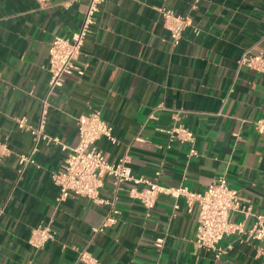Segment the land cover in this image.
Here are the masks:
<instances>
[{
  "label": "crops",
  "instance_id": "crops-1",
  "mask_svg": "<svg viewBox=\"0 0 264 264\" xmlns=\"http://www.w3.org/2000/svg\"><path fill=\"white\" fill-rule=\"evenodd\" d=\"M0 0V264H85L83 249L102 264H264L260 241L230 235L217 258L196 242L198 207L185 197L161 194L151 214L130 195L136 184L116 187L104 177L101 195L120 210L118 221L100 230L111 205L73 195L58 203L52 175L67 151L41 142L19 177L20 156L34 145L16 118L38 122L49 89V44L81 25L87 0ZM166 4L190 17L174 44L157 9ZM264 53V0H107L76 63L83 74L67 76L50 95L46 131L62 143L79 141L78 117L101 109L118 142L98 140L106 158L126 153L137 177L203 191L226 173L254 210L264 214V72L240 66L243 52ZM182 122L196 135L191 145H170L167 129ZM137 137H139L137 139ZM142 187V185H139ZM232 218L243 220L240 213ZM253 219H248L250 227ZM41 223L56 238L43 248L28 239ZM164 239L161 247L156 245Z\"/></svg>",
  "mask_w": 264,
  "mask_h": 264
},
{
  "label": "built area",
  "instance_id": "built-area-1",
  "mask_svg": "<svg viewBox=\"0 0 264 264\" xmlns=\"http://www.w3.org/2000/svg\"><path fill=\"white\" fill-rule=\"evenodd\" d=\"M42 7H48L51 0H38ZM82 0H66V5H71ZM107 0H87L86 11L80 27L71 35L59 34L54 36L49 44L50 73L49 89L42 99L40 117L36 124L26 117L16 118L20 129L31 133L34 139L32 151L20 156L19 177L24 174L27 165L32 162L33 154L37 151L41 142L47 144L57 143L67 151L63 168L52 175L54 183L59 188L58 203L65 201L73 195L84 196L99 205L110 204L102 227L111 226L118 221L120 210L101 195L104 186V177L110 176L116 187L119 188L125 181L136 184L130 189V195L142 202L149 216L156 206L161 194L172 197H185L190 208L198 207V229L196 235L197 244L204 250L212 252L219 258L224 253L221 246L222 240L230 235H238L241 241H260V254L264 256V214L258 213L250 201L242 197L239 190L233 187L226 173L214 179L203 191H194L184 185L167 186L158 181L160 172H156L154 179L135 176L126 153L118 161L108 160L104 151L100 148L98 140L106 137L112 143L118 142L113 126L103 117L101 109H95L83 113L78 117L79 141L75 146H68L46 131L48 114L50 111L49 97L55 89L63 85L65 78L74 74H83L76 61L81 54L82 47L89 34L94 31L98 23V15ZM164 26L170 31L174 44H179L184 31L190 25V17L177 12L166 4L157 7ZM254 47L247 48L239 59L240 66H247L259 72H264V53L254 52ZM4 80L0 71V83ZM256 130L264 137V118L255 121ZM169 135L170 145L174 142L188 143L191 145L190 156H197L195 147L196 135L194 131L182 122L175 123L166 130ZM139 137H137L138 139ZM9 148L0 143V155H6ZM142 185V187H139ZM4 207H0V213ZM234 213H240L243 220L236 221L232 218ZM253 219L250 227L246 225L248 219ZM56 238L55 232L49 223H41L32 229L28 239L29 244L35 249L43 248L49 241ZM163 238L156 241L161 247ZM79 261L85 264H102L87 249H83L78 255Z\"/></svg>",
  "mask_w": 264,
  "mask_h": 264
}]
</instances>
